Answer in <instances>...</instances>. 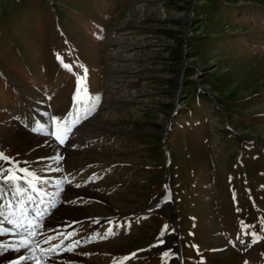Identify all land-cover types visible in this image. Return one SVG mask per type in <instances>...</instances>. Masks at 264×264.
Here are the masks:
<instances>
[{"label":"rangeland","instance_id":"1","mask_svg":"<svg viewBox=\"0 0 264 264\" xmlns=\"http://www.w3.org/2000/svg\"><path fill=\"white\" fill-rule=\"evenodd\" d=\"M0 153L58 200L34 264H264V0H0Z\"/></svg>","mask_w":264,"mask_h":264},{"label":"bare ground","instance_id":"2","mask_svg":"<svg viewBox=\"0 0 264 264\" xmlns=\"http://www.w3.org/2000/svg\"><path fill=\"white\" fill-rule=\"evenodd\" d=\"M43 129L45 130H48V126H44L42 127ZM86 128V127H85ZM38 129L37 128V133H38ZM50 129V127H49ZM94 131L92 129H86L84 131ZM79 132V131H78ZM82 133L81 136L79 134V139H76L74 141H70L69 142V145L68 146H77V148L84 146L86 144V142L89 140H86L85 138H82V135L84 134L83 131H80ZM95 133V132H94ZM42 143L43 141L40 140ZM32 142V141H31ZM40 142V143H41ZM38 143V142H37ZM41 145V144H40ZM79 146V147H78ZM44 155V154H43ZM11 185L13 186H16V184H12ZM20 186V185H18ZM20 187H23L22 185ZM9 195L8 197H6L8 200H12L14 197ZM46 197V196H45ZM36 198V197H35ZM34 198V200H36ZM57 199V198H56ZM14 200V199H13ZM16 201V199H15ZM57 200H54L50 205L48 206H44L42 205L43 208L41 209H48V211L50 210L51 211V208L55 206V204L57 203L56 202ZM13 203V202H11ZM7 201V207L11 204ZM41 203V202H40ZM15 204L12 205V207L14 206ZM17 205V210L20 211V213L22 211H26L28 209V207L25 205V203L22 201L21 204H16ZM40 207V205H38ZM15 207V206H14ZM25 209V210H24ZM15 211V210H13ZM17 211V213H18ZM64 211V210H63ZM67 211V210H66ZM46 212V211H45ZM16 213V214H17ZM47 213V212H46ZM72 213V212H71ZM76 213V212H75ZM78 213V212H77ZM9 214V213H8ZM68 215V214H67ZM8 216V215H7ZM2 217H5L4 215ZM9 219V218H8ZM56 221V220H55ZM11 223H15V227L16 229H11V227L7 228V225L4 223V226L5 228L7 229H3V234L1 235H4L5 233H7V237L4 235V239H6V241H4L5 246H7V248L5 249V251L7 252H10L9 254H7L6 256H3V257H0V264H34V260L33 259H28L30 258V253H38V248L36 249L37 245H39L40 243H42L46 238H50V235L46 233V235H41V236H37V238L35 236H32L30 237L34 232H35V229L32 228V227H29L30 225L28 223L22 221L19 223V220L16 219V217L12 218V221ZM8 224V223H7ZM11 226V225H10ZM41 226V225H40ZM45 226V224L43 225V227ZM48 226V225H47ZM46 227V226H45ZM49 227V226H48ZM5 232V233H4ZM55 233V232H54ZM59 234V233H58ZM55 235V234H54ZM39 237V238H38ZM3 238V237H2ZM85 240H86V237H83ZM83 238H81L79 240L82 241L84 240ZM14 240V241H13ZM12 241V242H11ZM33 242V243H36L35 246H32L30 247V244L29 242ZM1 243V241H0ZM75 244V243H74ZM29 245V246H28ZM68 247V246H67ZM45 248V247H44ZM53 248V247H52ZM55 248V247H54ZM19 253L20 255L16 257L17 254L15 253ZM40 261V259H39Z\"/></svg>","mask_w":264,"mask_h":264},{"label":"snow or ice","instance_id":"3","mask_svg":"<svg viewBox=\"0 0 264 264\" xmlns=\"http://www.w3.org/2000/svg\"><path fill=\"white\" fill-rule=\"evenodd\" d=\"M64 67H65L66 69H68L69 71L72 70L70 65L64 64ZM86 71H87V70L85 69V72H86ZM82 80H83V78H81V82H82ZM82 91H84V90L81 89V88H78V90H77L78 97H79V95H80V93H81ZM96 99L98 100L99 97H96ZM57 139L59 140L60 143H64V137H63V135H58V136H57ZM0 160H5V161H7L8 158L5 157L2 153H0ZM20 179H23V178L21 177ZM0 180H9V181H13V182H15L16 177H15L14 174L5 175L4 173H0ZM2 196H3V193L0 192V198H2ZM0 215H3V213L0 212ZM9 222H11V221H9ZM166 230H167V225L164 226V229H163L162 232H161V236H163V234H164V232H165ZM0 234H3V231H0ZM161 242H163V241H161ZM129 259H130V258H129Z\"/></svg>","mask_w":264,"mask_h":264}]
</instances>
